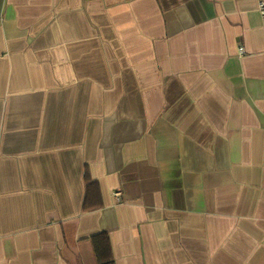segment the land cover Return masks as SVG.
<instances>
[{
  "label": "crops",
  "instance_id": "obj_1",
  "mask_svg": "<svg viewBox=\"0 0 264 264\" xmlns=\"http://www.w3.org/2000/svg\"><path fill=\"white\" fill-rule=\"evenodd\" d=\"M95 237L264 264L257 0H0V264H99Z\"/></svg>",
  "mask_w": 264,
  "mask_h": 264
},
{
  "label": "trees",
  "instance_id": "obj_2",
  "mask_svg": "<svg viewBox=\"0 0 264 264\" xmlns=\"http://www.w3.org/2000/svg\"><path fill=\"white\" fill-rule=\"evenodd\" d=\"M97 261L99 264H109L110 256L107 244L105 240L101 237H95L92 240Z\"/></svg>",
  "mask_w": 264,
  "mask_h": 264
},
{
  "label": "built area",
  "instance_id": "obj_3",
  "mask_svg": "<svg viewBox=\"0 0 264 264\" xmlns=\"http://www.w3.org/2000/svg\"><path fill=\"white\" fill-rule=\"evenodd\" d=\"M257 11L258 13L264 17V0H257ZM237 51H238V54H243L244 53V49L241 45H239L237 47ZM115 197H118L119 196V193L118 192H115L113 194Z\"/></svg>",
  "mask_w": 264,
  "mask_h": 264
}]
</instances>
